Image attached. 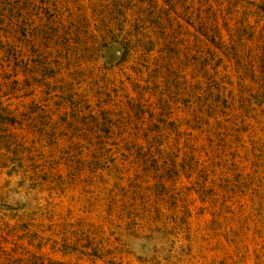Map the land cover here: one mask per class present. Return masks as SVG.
Here are the masks:
<instances>
[{"label": "rangeland", "instance_id": "1", "mask_svg": "<svg viewBox=\"0 0 264 264\" xmlns=\"http://www.w3.org/2000/svg\"><path fill=\"white\" fill-rule=\"evenodd\" d=\"M0 264H264V0H0Z\"/></svg>", "mask_w": 264, "mask_h": 264}]
</instances>
